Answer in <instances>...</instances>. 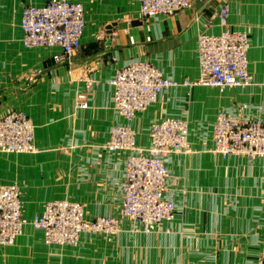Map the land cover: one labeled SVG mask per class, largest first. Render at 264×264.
Wrapping results in <instances>:
<instances>
[{"label":"crops","instance_id":"crops-1","mask_svg":"<svg viewBox=\"0 0 264 264\" xmlns=\"http://www.w3.org/2000/svg\"><path fill=\"white\" fill-rule=\"evenodd\" d=\"M46 1L0 0V113L27 112L40 149L0 152V181L18 183L24 216L31 220L55 198L83 203L88 216H121L125 152L105 145L112 124L126 121L114 107L110 78L134 59L149 60L180 82L132 121L138 145L149 146L153 121L172 116L187 119L193 148L168 159V194L178 204L170 229L131 233L121 216L116 234L85 231L78 246L46 245L29 222L14 244H0V264H264V157L212 151L220 110L264 120V0H195L174 15L148 19L139 0H82V45L62 62L51 56L56 48L22 43L23 5ZM225 4L230 26L250 34L253 81L195 84L198 34L222 29L216 12ZM84 75L99 81L86 94L87 107L78 105Z\"/></svg>","mask_w":264,"mask_h":264},{"label":"built area","instance_id":"built-area-1","mask_svg":"<svg viewBox=\"0 0 264 264\" xmlns=\"http://www.w3.org/2000/svg\"><path fill=\"white\" fill-rule=\"evenodd\" d=\"M195 0H139L144 19L174 15L192 7ZM230 8L223 5L216 16L222 29L198 34L199 75L195 84L216 87L246 86L252 83L249 71L251 38L246 30L229 24ZM22 43L27 48H56V62L69 60L82 45L86 29V6L82 0H47L44 4L25 3L22 7ZM84 91L78 105L87 107L86 94L99 81L89 75L80 77ZM113 103L125 123L112 124L106 143L109 151L125 152L121 189V216L130 220L131 233L170 229L178 204L168 194V159L175 153L192 151L187 119L165 116L150 125L148 147L138 145L135 117L146 111L166 89L180 84L164 76L155 63L134 59L117 68L110 78ZM190 84V81H185ZM213 152L223 158L231 154L249 158L264 157V120L244 119L227 110L217 113L213 125ZM36 125L27 112L10 109L0 113V152L37 153ZM18 183L0 181V244L12 245L31 223L42 232L46 245L78 246L85 231L116 234L122 230L119 215L88 216L83 203L55 198L28 220Z\"/></svg>","mask_w":264,"mask_h":264},{"label":"water","instance_id":"water-1","mask_svg":"<svg viewBox=\"0 0 264 264\" xmlns=\"http://www.w3.org/2000/svg\"><path fill=\"white\" fill-rule=\"evenodd\" d=\"M115 24H116V22L107 25L106 29H107L108 33H112L113 32V25H115Z\"/></svg>","mask_w":264,"mask_h":264},{"label":"rangeland","instance_id":"rangeland-1","mask_svg":"<svg viewBox=\"0 0 264 264\" xmlns=\"http://www.w3.org/2000/svg\"><path fill=\"white\" fill-rule=\"evenodd\" d=\"M212 151H213V148H212ZM216 154V153H215Z\"/></svg>","mask_w":264,"mask_h":264}]
</instances>
